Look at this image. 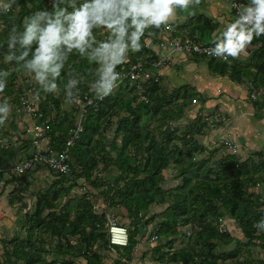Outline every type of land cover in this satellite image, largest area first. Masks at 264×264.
Listing matches in <instances>:
<instances>
[{
	"label": "trees",
	"instance_id": "1",
	"mask_svg": "<svg viewBox=\"0 0 264 264\" xmlns=\"http://www.w3.org/2000/svg\"><path fill=\"white\" fill-rule=\"evenodd\" d=\"M19 3L21 11L16 14L15 21L0 17V69H13L7 88L0 93V100L7 98L13 106V121L9 127L13 132L5 129V125L0 126L9 138L7 141L0 140V183L6 176L9 177L5 187L14 186L11 193L14 200H22L31 190L30 179L41 168L22 174L13 172V164L25 158L24 148L29 149L32 145L26 136L29 123L15 111L22 109L21 97L30 90L35 93L36 86L22 69H15V62L3 63L7 52V30L11 23L20 24L23 16L33 11L51 8L49 0H19ZM218 26L205 15H197L191 22L175 23L170 28L177 39L196 37L201 40L203 36L210 37ZM167 29H151L156 35L149 40L160 43L168 34ZM104 35L97 32L98 38ZM141 42L143 44V39ZM251 46L253 49L245 64L231 58V63L203 59L208 60V69L214 76H228L232 83L248 85L252 87L251 92H259L264 86V38H255ZM155 54L144 45L140 52L130 53V61L135 63L140 58L150 60ZM194 59L200 61L199 58ZM129 66L130 63H127L117 71L129 69ZM95 67L73 55L58 82L60 92L40 94L37 113H42L52 128L53 152L66 147L77 123L76 116L80 113L79 104L71 107L64 103L63 87L69 78L68 70H71L72 77L82 79L81 101H85L87 97L95 98L87 87L93 79L89 74L90 68ZM163 78L161 75L159 82L143 85V95H140L139 83L129 80L88 109L83 132L72 149L75 179L53 176L55 181L37 196L34 209L24 214L21 227L24 235L17 233L14 238L3 241L5 260L0 264H110L106 262L105 253L117 248L110 247L106 214L114 207H123L127 215H131L135 226L133 231L141 226L145 218V225L161 219L155 229L156 235L158 240L164 236L169 241L154 249L160 263L254 264L253 247L264 250V232H258L253 227L264 216V194L255 189L264 184V155L257 153L242 161L240 154L229 152L215 162L220 151L218 147L206 156L207 148L197 140L199 136H205L208 128L204 115L200 112L183 130L176 124L186 117V109L195 101L205 105L208 98L193 87L192 95L183 93L182 88L169 92L163 86ZM69 106L71 108L68 109ZM26 116L28 121L34 120L32 116ZM68 120L70 124L64 129ZM19 122L25 128L22 134L16 131L20 129ZM107 128L113 131L112 137L104 133ZM223 150H228L226 143ZM114 168L119 175L115 182L93 177L95 171L110 175ZM170 168L178 173L175 179L180 180L182 185L165 190L163 186L168 178L164 173ZM81 179L88 184L90 195L97 197L98 190L106 188L99 193L104 196L105 213L96 212L98 199H88V194L80 196L81 199H70L71 192ZM121 184L124 186L120 187ZM75 201H78L77 206H72L71 202ZM160 203L168 206L162 213L150 215V208ZM228 220L241 229L246 242L228 229ZM223 225L226 232L222 231ZM177 238H182L186 247L174 251ZM48 244H55V249L47 250ZM233 244V249H224ZM136 249L132 235L129 245L119 250L123 258L115 259L112 264H132ZM166 249L173 252L166 253ZM55 254L61 257V262L53 258ZM245 254L249 257L244 258ZM259 264H264V261H259Z\"/></svg>",
	"mask_w": 264,
	"mask_h": 264
},
{
	"label": "clouds",
	"instance_id": "2",
	"mask_svg": "<svg viewBox=\"0 0 264 264\" xmlns=\"http://www.w3.org/2000/svg\"><path fill=\"white\" fill-rule=\"evenodd\" d=\"M51 8L35 10L23 16L22 22L11 23L7 30V52L3 63L15 62L16 70H23L36 86L35 98L40 94H58L59 81L66 64L73 55L86 60L93 79L88 92L97 100H104L119 87L121 73L117 69L130 60V53H138L156 32L170 28L177 11H188L201 0H49ZM21 11L19 0H0V17L15 21ZM194 14V13H193ZM103 32V38L97 32ZM264 36V0H247L237 6L235 20L213 33L211 54L231 63ZM143 39V44H142ZM13 69H0V93L8 86ZM68 76L63 87L64 103H81L82 79ZM29 95H33L29 92ZM13 111L7 98L0 100V126L5 125ZM264 232V216L253 224Z\"/></svg>",
	"mask_w": 264,
	"mask_h": 264
},
{
	"label": "rangeland",
	"instance_id": "3",
	"mask_svg": "<svg viewBox=\"0 0 264 264\" xmlns=\"http://www.w3.org/2000/svg\"><path fill=\"white\" fill-rule=\"evenodd\" d=\"M180 11V10H178ZM183 14L184 11H183ZM182 21L184 20V18H182ZM193 18L189 19V22H191ZM187 23V22H186ZM203 44H211L212 43V39L206 35L203 36L200 40ZM251 52H248L247 50H245L240 57L238 58V62L239 63H247L249 60V57L251 55ZM181 58H184L183 63L185 64L183 68H185L186 72L191 73V76L194 77L192 79V77L190 78V80H192L191 83H193V81L197 84H199L201 87L204 83V81L209 77L207 74H209V72H207L208 69V60L207 59H203L200 58L199 62H196V60L193 57H188V56H181V55H176L175 56V60L177 62H182ZM198 65V68L195 70H191L196 68ZM184 71V72H185ZM200 74H199V73ZM184 75V74H183ZM188 75V73L185 74V76ZM202 78H206L205 80H203ZM200 79H202V81L200 82ZM248 79V77H247ZM30 82L34 83L31 79L29 80ZM199 81V83H198ZM169 80H167V84H169ZM190 83V84H191ZM187 83H181L180 86L177 85V82L173 83V86L178 87V89H183V93H189V95L194 94L192 91V86L191 85H185ZM187 86V87H186ZM198 86V87H200ZM204 86H208V83H205ZM194 88V87H193ZM251 88L247 85V87H244V93L246 94V98H250V94H251ZM215 94H208L211 95L212 97L218 96V99L216 102H212V103H207L206 108L202 110H204V117L206 116L207 118H210V116H213L215 111H222L224 110L225 106L224 103L227 101V99H230L229 96H231V100L233 101L236 100V94L235 93H228L227 89L225 88H220L218 90H216V92H214ZM1 97V96H0ZM225 98V99H223ZM249 102L251 103V101L249 100ZM258 105L256 106V111H257V118L259 119L258 121H260L261 123L264 124V111H262V109H264V102L263 101H257ZM194 105H196L195 109ZM72 107V106H71ZM70 106L68 107L71 108ZM200 104L199 102H194L189 108H187V115L184 119H182L181 122L177 123V125L181 126V129H185L189 123H192L195 118L200 114ZM218 108V109H217ZM15 113L17 115H19L20 117H22V119H25L27 116L23 113L22 109H19L18 112L15 111ZM224 115L225 119H226V115L224 113H221ZM124 114L121 116L123 117ZM77 117V121L79 120V115L76 116ZM74 120V118H71ZM247 119H250L247 117ZM11 120L13 121V117L12 114L9 116L7 122L5 123V129H9L11 132H13L9 127H10V123ZM19 124V128L16 131H19V134H22L25 131V128L23 126V124L21 122L18 123ZM65 128H67L70 124V120L65 122ZM264 126V125H263ZM218 128V127H216ZM216 128H210L208 127L206 130V134L205 136H199L197 138L198 141H200V143L202 145H204L207 148V153L206 156H208L211 151H215L218 147H220V151L218 152L217 156L215 157V162L219 159L222 158L223 154L229 153V149L226 151H221L223 148V144L225 142H231L234 145L238 146L237 143L233 140L234 138L230 137V133H225L224 135H221L219 137V129ZM63 129V127L61 128ZM214 129V130H212ZM106 134L107 137H112L113 135V131L110 128H107L106 131L104 132ZM264 135V132H262ZM5 130L0 128V140L2 141H7L9 140L8 136H5ZM226 136V137H223ZM15 138V137H14ZM15 140V139H14ZM108 144H110L109 142H107ZM107 144V145H108ZM242 152L245 153L246 152V147L244 145H242ZM24 150L28 151V153L31 152V148L30 150L28 148H24ZM20 156V155H19ZM254 155H252L253 157ZM19 158V157H18ZM257 159V158H256ZM102 167V166H101ZM44 168H41V170L39 172L33 173V178L30 179L32 184H31V190L25 194V197L22 200H14L13 197L11 195L13 189L10 187L8 188V190L6 189L5 191H3L0 188V261L3 262L5 260V256H4V245H3V241L5 239L10 240L12 238H14V236L17 233H21V235H24V231L21 230L22 227V221L24 220V214L27 211H32L31 209H34V205L37 202L38 198L37 196L40 193H43L45 189L49 188L52 184L53 181H55V178L53 176H51L48 172H45V170H43ZM99 170V169H98ZM118 170L116 168H114L113 170H111L110 175H108V173H102L100 171H95L94 176L93 177H100L103 179H108L112 182L116 181V178L119 176L118 175ZM177 172L175 170H173L172 168L169 169V171L167 170L164 173V176H167L168 178V182H166L163 186V189L165 190H170L172 188H175L178 185H182V182H180V180H176L175 177L177 176ZM166 178V179H167ZM82 182L85 181V179H81ZM124 184H121L120 187H123ZM106 188H101V190H98V194L97 197L94 195H91L94 199H98V204L97 207H105L104 204V196H101L99 193L102 191H105ZM257 190H259L260 188H255ZM253 189V191L255 190ZM256 191V190H255ZM95 192L97 193V191L95 190ZM261 192L262 194H264V184L261 185ZM83 195V189L82 187H79V185H77L73 191L71 192V196L70 199L75 200V199H81L80 196ZM76 202V203H75ZM75 202H71L72 206H77L78 201ZM70 205V204H69ZM168 206V204H159V205H154L150 208V215H154V214H159L162 213L166 207ZM108 213L111 214L113 217H115L117 219V222L120 224H124L130 231V238L133 235L134 239H135V245L137 246L136 251L134 252V259L132 261V264H164V263H160L158 261V254L155 253V247H159L163 244H166L167 241H169L166 237L162 236L160 237L159 240L153 242L151 241V238L153 236H155L156 233V228L160 225L161 223V219L157 220L154 223H150V225H145L146 223V218L143 220V222L141 223V226L136 230H135V226L132 224V218L131 215H127V210L124 209L123 207H114L112 208V210H108ZM146 213V212H144ZM143 213V214H144ZM149 215V216H150ZM21 222V223H20ZM226 224L228 225V229L233 231V234L236 235L238 238H240L243 242H246V239L244 238L242 231L240 228H238L236 225H234L233 221H226ZM189 236V235H188ZM171 239V238H170ZM186 247V244H182V238H177V241L174 245V251L176 250H180V249H184ZM235 247V245H231L229 247H225L224 249L230 250L233 249ZM55 249V244H53V246L49 245L47 246V250L50 249ZM120 248H117V250H111L110 252L105 253L107 256V263L112 264V262L115 259L118 258H123L122 254L119 252ZM170 250L173 252L172 249H166L165 252L168 253L170 252ZM252 259H253V263L254 264H259V261H264V250L259 248V247H253L252 249ZM249 257L247 254H245L244 258ZM53 258L59 260L61 262V257L58 254H55L53 256ZM242 258V259H244ZM224 264V263H221ZM230 264V262L228 263Z\"/></svg>",
	"mask_w": 264,
	"mask_h": 264
},
{
	"label": "built area",
	"instance_id": "4",
	"mask_svg": "<svg viewBox=\"0 0 264 264\" xmlns=\"http://www.w3.org/2000/svg\"><path fill=\"white\" fill-rule=\"evenodd\" d=\"M228 5H230L232 10V21L235 20L237 16V6L247 3V0H224ZM231 21V22H232ZM168 34L163 36L160 43H154L149 40L146 47L155 51L156 54L150 60L145 58L137 59L135 63H130L129 69H122L121 80L119 81V86L123 85L127 81L139 83V89L141 90L140 95L144 94L143 85L155 81L159 82L161 77V72L174 66L176 63L175 56H188L193 58H208L217 61H222L211 54L210 49L213 45L203 44L196 37H186L185 39H177L172 35L171 28H168ZM264 38V36H260ZM249 47V46H248ZM33 95L29 93L22 96L20 101L22 105V111L25 115L34 118L33 124H31L26 130V136L31 141V152L20 160L13 164V172L17 174H22L28 170H33L36 168H44L51 176H64L70 180L75 179L76 170L73 167L72 160V149L75 147L77 140L79 139L81 133L83 132V122L86 120L87 112L90 107H95L98 101L95 98L87 97L85 101H81L79 120L77 121L74 130L71 131L70 138L64 147L59 152L52 151L53 135L52 128L49 121L44 118L42 113L38 114L39 109L38 99L35 98L34 91L30 90ZM251 92V91H250ZM145 99V98H144ZM253 105L257 101L264 102V86L259 92H251L250 98H248ZM264 111V109H262ZM205 121L210 128H216L223 124L224 115L221 113H216L210 118L205 116ZM226 147H228L229 152L239 155V150L237 147L233 146L232 143L225 142ZM79 187H82L83 194H88V199L92 200V196L89 194L88 184L79 181ZM258 185L257 188H260ZM110 205V202L107 206ZM105 208L95 207V210L99 214L105 213ZM107 227H108V238L110 241V247L112 249L125 248L129 245L130 231L129 229L117 222V220L109 213L106 214ZM226 228L223 225L222 231L226 232ZM158 240V236L155 235L151 238V241L155 242Z\"/></svg>",
	"mask_w": 264,
	"mask_h": 264
},
{
	"label": "crops",
	"instance_id": "5",
	"mask_svg": "<svg viewBox=\"0 0 264 264\" xmlns=\"http://www.w3.org/2000/svg\"><path fill=\"white\" fill-rule=\"evenodd\" d=\"M185 14H183V11H177V17L175 21L171 24L178 23L179 25L185 24L186 22H189L190 18H193L194 16L197 15H205L209 19H211L214 23L219 24L218 28H223L226 24L230 23L232 21V10L230 5H228L224 0H201V3L199 6H197L195 9H189L188 11H184ZM194 13V14H193ZM182 18L184 20L182 21ZM216 32V31H215ZM214 32V33H215ZM210 38L212 39L213 43V34L210 35ZM253 46H249L246 50L248 52L252 51ZM186 57V56H185ZM182 62H176L174 66L171 68L167 69L166 71L161 72L162 77V83L165 89L169 92H172L175 89H178V87L173 86L174 82H177V85L180 86L181 83H187L185 85H191L197 91L201 93L204 97L208 98L207 103H212L216 102L218 99V96L212 97L210 94H215L216 90L220 88H225L227 89L228 93H235L236 94V100L233 99H227V101L224 103V110L222 111H215L214 113H224L226 115V119L224 117V122L222 125H220L218 128L219 129V137L221 135H224L225 133H230V137L234 138L233 140L237 143L238 146L234 145L237 147L239 150V154L241 157V160L244 161L248 159L252 155H256L257 153H262L264 155V135L262 132H264V124L258 121L259 119L257 118V109L256 105H253L252 102H249V99L246 98V94L244 93V87H247V85L239 86L237 84H234L230 81V78L228 76L226 77H221V76H214L211 74V72L208 70L209 74H207L209 77L202 78L204 81L202 87L195 83L192 80H190L191 73L186 72L184 67L183 60L184 58H181ZM198 65L196 68L191 69L192 71L197 69ZM185 71V72H184ZM188 73V75L185 76V74ZM199 73V72H198ZM184 74V75H183ZM200 74V73H199ZM194 77H192L193 79ZM200 79V82L202 81ZM167 80H169V84H167ZM191 83V84H190ZM199 83V81H198ZM205 83L209 84L208 86H204ZM200 86V87H198ZM225 99V98H223ZM200 104V109L199 111L204 114V110L206 108V105ZM195 109L196 105H194ZM218 109V108H217ZM223 115V114H222ZM250 118V119H247ZM25 121H27L31 125L33 124V120L31 121L27 118H25ZM24 121V122H25ZM214 130V129H212ZM226 137V136H223ZM16 140V138H14ZM205 145V144H204ZM242 145L246 147V152H242ZM206 146V145H205ZM30 150V148H29ZM24 156L26 157L29 153L28 151H23ZM9 180V177L6 176V179L4 182L0 183V188L5 191L8 188H14L13 185H8L7 188L6 186V181ZM4 187L6 189H4ZM261 190V187L260 189Z\"/></svg>",
	"mask_w": 264,
	"mask_h": 264
}]
</instances>
